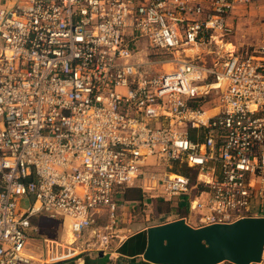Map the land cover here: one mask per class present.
Segmentation results:
<instances>
[{
    "label": "built area",
    "instance_id": "built-area-1",
    "mask_svg": "<svg viewBox=\"0 0 264 264\" xmlns=\"http://www.w3.org/2000/svg\"><path fill=\"white\" fill-rule=\"evenodd\" d=\"M262 3L0 0V264L46 263L42 215L71 234L50 262L104 252L131 188L196 228L264 217V40L199 57Z\"/></svg>",
    "mask_w": 264,
    "mask_h": 264
},
{
    "label": "rangeland",
    "instance_id": "rangeland-1",
    "mask_svg": "<svg viewBox=\"0 0 264 264\" xmlns=\"http://www.w3.org/2000/svg\"><path fill=\"white\" fill-rule=\"evenodd\" d=\"M234 23V30L229 35L224 37H217L216 40L208 45L206 48L203 47L199 54L201 58L210 60L208 53H214L217 55H227L230 52H226L224 48L217 43V40L222 41L223 43H231L235 46L236 49L240 51L243 48L257 43L258 41L264 40V3L251 6L244 14L234 16L232 20ZM196 53L193 51L191 54ZM32 201L29 199H24L20 203L22 209H28ZM147 206L136 207L126 214L127 221L122 224L119 229V238H115L112 243L104 248V252H99L94 246L89 248L85 247L84 249H78L72 253L73 256H70L68 259H65L66 264H81L82 260H90L88 264H130V258L128 256H121L119 253L120 247L126 242L129 238L134 235L146 231L149 227L155 225L165 224L171 221H175L176 217L174 215H169L166 220H157L158 215L157 211L154 210V207H159V202L154 201V204L147 201ZM33 225L36 226L38 232L36 235L31 236L30 240V250L28 253L32 256L35 263H39V260L46 262L45 264H60L65 263V261L59 262H50L51 252H55V256L67 254V250L62 247L57 246L56 244H45L50 245L46 249L43 239L55 240L59 242H64V238L67 236V228L62 218H49L44 215L37 216L32 219ZM164 222V223H163ZM194 227V226H193ZM137 242L133 240V243ZM80 243L74 245V247L80 248ZM41 250H43V255L39 256ZM62 250L64 252H62ZM58 253V254H57ZM57 254V255H56ZM102 255L103 258H100ZM142 256L136 258V262L142 261ZM85 264V262H84ZM220 264H232L229 262H222Z\"/></svg>",
    "mask_w": 264,
    "mask_h": 264
},
{
    "label": "water",
    "instance_id": "water-1",
    "mask_svg": "<svg viewBox=\"0 0 264 264\" xmlns=\"http://www.w3.org/2000/svg\"><path fill=\"white\" fill-rule=\"evenodd\" d=\"M146 232L141 256L150 264H253L264 256V217L199 228L182 218Z\"/></svg>",
    "mask_w": 264,
    "mask_h": 264
},
{
    "label": "trees",
    "instance_id": "trees-1",
    "mask_svg": "<svg viewBox=\"0 0 264 264\" xmlns=\"http://www.w3.org/2000/svg\"><path fill=\"white\" fill-rule=\"evenodd\" d=\"M125 198L127 201H133L136 204V207H140L139 204L142 203V193L137 189H127L125 193ZM159 207H154V210L157 211L158 219L157 220H166L168 216L172 213L174 210L175 205L173 203H167V202H159ZM178 215L180 218L188 217L189 211L187 207H180L178 208ZM164 223V222H163ZM133 240H136L137 242L133 243ZM147 243V232L143 231L140 232L133 237L129 238L126 242L123 243V245L119 249V253L121 256H128L130 258V264H150L145 261L136 262V258L141 256L145 250ZM103 258V257H101ZM90 260L85 261V264H88ZM63 264H66L63 263Z\"/></svg>",
    "mask_w": 264,
    "mask_h": 264
},
{
    "label": "bare ground",
    "instance_id": "bare-ground-1",
    "mask_svg": "<svg viewBox=\"0 0 264 264\" xmlns=\"http://www.w3.org/2000/svg\"><path fill=\"white\" fill-rule=\"evenodd\" d=\"M217 43L219 44V45H223L222 47L224 48V50L226 51V52H234V51H236V48H235V46L233 45V44H231V43H223L222 41H220V40H217ZM193 51H195V50H191V51H189L190 53H192ZM68 235H71V234H68Z\"/></svg>",
    "mask_w": 264,
    "mask_h": 264
},
{
    "label": "crops",
    "instance_id": "crops-1",
    "mask_svg": "<svg viewBox=\"0 0 264 264\" xmlns=\"http://www.w3.org/2000/svg\"><path fill=\"white\" fill-rule=\"evenodd\" d=\"M126 220H127V219H126ZM36 234H37V233L32 232V235H36ZM66 237H67V239H71V235H67ZM100 258H101V257H100ZM49 261H51V260H49ZM81 262H82L81 264H84L85 260H82Z\"/></svg>",
    "mask_w": 264,
    "mask_h": 264
}]
</instances>
